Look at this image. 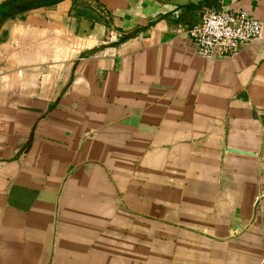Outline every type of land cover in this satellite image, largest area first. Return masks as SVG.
I'll return each mask as SVG.
<instances>
[{"label":"crops","instance_id":"0c3cea01","mask_svg":"<svg viewBox=\"0 0 264 264\" xmlns=\"http://www.w3.org/2000/svg\"><path fill=\"white\" fill-rule=\"evenodd\" d=\"M77 1L0 30V264H264V0L210 60V0Z\"/></svg>","mask_w":264,"mask_h":264},{"label":"built area","instance_id":"2783aa9c","mask_svg":"<svg viewBox=\"0 0 264 264\" xmlns=\"http://www.w3.org/2000/svg\"><path fill=\"white\" fill-rule=\"evenodd\" d=\"M188 33L198 46V55L210 60L219 54L236 56L243 46L259 41L263 24L245 10L213 8Z\"/></svg>","mask_w":264,"mask_h":264},{"label":"trees","instance_id":"16d2710c","mask_svg":"<svg viewBox=\"0 0 264 264\" xmlns=\"http://www.w3.org/2000/svg\"><path fill=\"white\" fill-rule=\"evenodd\" d=\"M63 1L65 0H7L6 2L0 4V30L7 21L15 20L35 9L54 7ZM73 1L74 7L72 13L74 12L77 17L84 16L96 22H101V20H103L106 25H109V19L102 16V13H97V11L102 12V8L98 2L80 3L77 0ZM218 3L219 0H210L208 6L211 8H217ZM133 35L134 34L124 35L118 42L112 45H119ZM1 41H3L2 37H0V42Z\"/></svg>","mask_w":264,"mask_h":264},{"label":"water","instance_id":"95a60500","mask_svg":"<svg viewBox=\"0 0 264 264\" xmlns=\"http://www.w3.org/2000/svg\"><path fill=\"white\" fill-rule=\"evenodd\" d=\"M231 151H234L236 153H245V154H247L246 152H241V151H237V150H231ZM235 222H238V221L235 220Z\"/></svg>","mask_w":264,"mask_h":264}]
</instances>
